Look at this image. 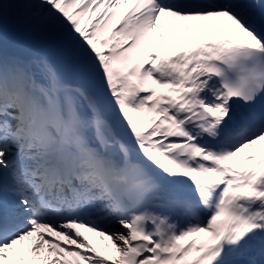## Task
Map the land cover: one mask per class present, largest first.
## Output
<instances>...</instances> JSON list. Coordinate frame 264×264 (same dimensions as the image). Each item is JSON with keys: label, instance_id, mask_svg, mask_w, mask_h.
I'll return each mask as SVG.
<instances>
[{"label": "snow or ice", "instance_id": "snow-or-ice-1", "mask_svg": "<svg viewBox=\"0 0 264 264\" xmlns=\"http://www.w3.org/2000/svg\"><path fill=\"white\" fill-rule=\"evenodd\" d=\"M0 264H264V0H0Z\"/></svg>", "mask_w": 264, "mask_h": 264}, {"label": "bare ground", "instance_id": "bare-ground-1", "mask_svg": "<svg viewBox=\"0 0 264 264\" xmlns=\"http://www.w3.org/2000/svg\"><path fill=\"white\" fill-rule=\"evenodd\" d=\"M81 231L83 232L82 229H81ZM84 234L89 237L90 241H92L94 243V246H96L98 248V250L100 249V247L102 246L103 243H107L106 241H100L99 237H94L90 233H84ZM31 242H32L31 239L28 241H25V245H27ZM69 259H73V258H69Z\"/></svg>", "mask_w": 264, "mask_h": 264}]
</instances>
